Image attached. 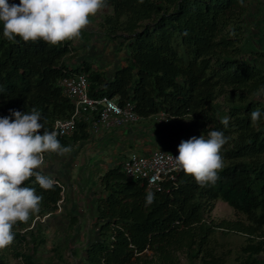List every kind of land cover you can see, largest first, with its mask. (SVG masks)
Listing matches in <instances>:
<instances>
[{"label": "trees", "instance_id": "obj_1", "mask_svg": "<svg viewBox=\"0 0 264 264\" xmlns=\"http://www.w3.org/2000/svg\"><path fill=\"white\" fill-rule=\"evenodd\" d=\"M252 7L251 0H107L104 33L128 49L126 65L112 78L88 61L73 67L78 50L73 40L59 45L25 43L19 37L9 41L0 22V116L10 115L9 109L36 108L52 130L75 108L61 80L85 73L93 97L132 101L141 118L160 112L172 120L190 118L205 136L220 130L229 137L215 184L202 187L180 170L174 182L154 191L148 206L142 181L129 178L122 162L108 167L96 199L98 237L72 249L73 262L57 244L56 259L47 264H181L182 255L191 264H229V253L217 249L218 230L248 237L237 262L264 264V115L256 123L250 115L256 109L264 113V51L242 47L259 26ZM91 136L89 122L82 119L72 135L58 139L73 151ZM55 180L51 190L42 189L35 177L25 182L43 199L26 223L14 225L15 239L0 249V264L44 263L40 250L47 235L40 219L58 211L66 192V185ZM219 199L245 219L208 220ZM69 216L74 219L69 228L78 226L79 216Z\"/></svg>", "mask_w": 264, "mask_h": 264}, {"label": "clouds", "instance_id": "obj_2", "mask_svg": "<svg viewBox=\"0 0 264 264\" xmlns=\"http://www.w3.org/2000/svg\"><path fill=\"white\" fill-rule=\"evenodd\" d=\"M106 4L107 0H19L18 4L0 0L3 36L9 41L19 37L25 43L42 40L59 45L80 38L91 24L90 17ZM9 113L0 116V249L13 243L17 222L26 223L32 213L39 211L43 197L35 188L25 186V182L35 177L44 190L53 189L57 183L42 170L44 154L65 156L72 151L71 146L62 145L58 139L59 126L47 129L41 122L42 113L36 108L30 112L9 109ZM250 115L256 123L264 113L256 109ZM221 123L226 128L229 119L225 117ZM228 141L229 137L220 130L182 140L175 156L176 164L200 186L215 184L225 166L222 149ZM154 200L155 193L147 191L146 206Z\"/></svg>", "mask_w": 264, "mask_h": 264}, {"label": "rangeland", "instance_id": "obj_3", "mask_svg": "<svg viewBox=\"0 0 264 264\" xmlns=\"http://www.w3.org/2000/svg\"><path fill=\"white\" fill-rule=\"evenodd\" d=\"M254 4H256V2H254ZM257 7V5H255L254 8L252 7L253 13L257 11ZM103 11L100 15L96 14L90 17L91 24L88 27H91V29L88 30L87 27L83 30L81 37L78 39L84 38L86 41H89L90 44L104 45L103 52L106 55L102 53H93L94 50L90 51V47L86 48L83 44H76L78 39H74V46H76L78 50L76 52L77 58L71 61L73 67H77L86 61L93 63L95 67H100L102 62H110L113 60L114 52L119 56L128 53L126 46L121 47L116 41L109 40L108 35L104 33L105 30L102 26V21H99L100 17H103ZM242 47L248 51L249 49L257 50L258 46L255 42L246 40ZM83 48L86 52L83 51ZM106 49L109 50L107 53ZM119 58H121V61L125 60V58ZM119 131H123V133L121 134ZM202 134L203 132L196 125L191 123L190 118H184L180 121L170 119L168 122H160L156 117L141 118L132 125L104 129L99 134H92L88 141L75 145L73 151L65 156H60L51 152L45 153L42 170L47 173L54 170L52 173L57 174H59V171H63L61 175L65 174L66 181L71 180L72 184L68 182L70 187L69 194L72 196L74 190L77 193L78 200L76 199V203H74L80 208L78 210L80 214L77 213L76 215L81 218L83 223L72 227V229L69 228L70 225L57 224V227L59 226L57 228V234L61 233L62 235L50 240L52 232L56 228L55 222L59 220L55 218V216L66 217V215H64L65 210L63 205L61 204L63 208L60 212L58 211L57 215L49 214L40 219V222L46 227L44 232L47 235L46 246L44 245L40 250V253L43 255V264H47L50 258L56 259L54 256L57 257V255L52 249L53 246L55 247L60 243L62 246L67 243L65 259L68 262H73L74 259L71 253V249L73 248L71 245L74 243L76 244V242H72L70 235L74 237L78 228L88 233L94 232L95 227L93 223H95V221L91 222L90 219L95 220L93 210H95L97 204L96 199L99 198L97 197L98 194L100 195L103 192L100 176L108 167L122 162L124 157L132 152L143 154L144 152L141 148L144 146L151 145L152 151L156 149H165L163 144L165 142L170 140L176 141V139H178L180 144L182 140H187L192 136L199 137ZM167 138L170 139L167 141ZM66 189H68L67 186ZM91 197L94 199L92 198L91 200ZM69 208H72V206H69ZM207 219L215 221H221L223 219L236 220L245 219V216L236 212V210L224 200L219 199L216 201L213 211L207 214ZM65 234L70 235L65 236ZM214 237L218 252L220 254L223 252L229 253V256L227 255L228 263L240 264L237 262L236 258L241 255V246L248 242V237L237 232L229 231L225 233L221 230L216 231ZM182 260L183 262H181V264H191L188 262L189 260L185 255H182ZM195 264L199 263L195 262Z\"/></svg>", "mask_w": 264, "mask_h": 264}, {"label": "built area", "instance_id": "obj_4", "mask_svg": "<svg viewBox=\"0 0 264 264\" xmlns=\"http://www.w3.org/2000/svg\"><path fill=\"white\" fill-rule=\"evenodd\" d=\"M60 84L65 95L74 102L75 108L70 118L55 121L53 129L58 125L56 130L61 133L58 138L72 135L78 121L82 119L89 122V130L93 135L104 129L132 125L141 119L132 101L121 103L118 98L91 96L89 78L85 73L64 77ZM155 117L160 122L170 120L165 112ZM178 154V149H156L143 154L132 152L123 159L122 170L129 178L142 181L148 191H160L164 182H174L177 178L180 169L175 156Z\"/></svg>", "mask_w": 264, "mask_h": 264}, {"label": "crops", "instance_id": "obj_5", "mask_svg": "<svg viewBox=\"0 0 264 264\" xmlns=\"http://www.w3.org/2000/svg\"><path fill=\"white\" fill-rule=\"evenodd\" d=\"M253 6L257 5V11L255 13H253V16L257 18V24H259V26L253 30V33H251V41L255 42L256 45L258 46L257 47V50H260V51H264V0H251ZM254 2H256V4H254ZM102 11L101 10L100 12H98L97 14L100 15L102 14ZM253 17V18H254ZM99 21H102V17H100ZM91 27H88V30H90ZM84 38H81V39H78L76 41V44H83L86 48L90 47L91 50H94L93 53H102L103 55H106L103 50H104V45H98V44H90L89 41H86L85 39L83 40ZM75 42L73 41V44ZM75 44V45H76ZM83 46V47H84ZM107 46V45H106ZM105 46V47H106ZM79 48V47H78ZM83 51L86 52V50L83 48ZM109 50L106 49V53L108 52ZM113 60L112 61H104L101 63L100 65V68L106 72V74L108 75V77H111L114 75L115 71L117 70V68L122 64L123 65H126V61L122 60L121 61V58L119 57H122V58H125L126 57V54H121V56L117 55L115 52L113 53ZM77 56L74 58L76 59ZM73 59V60H74ZM262 63L264 64V60H262ZM95 67V66H94ZM119 133H123V131H119ZM170 138H167L166 140L168 141ZM173 139H176V138H173ZM164 144V148L165 149H169V150H177L178 149V145H179V142H178V139H176V141L174 140H170L168 142H165L163 143ZM152 146L149 145V146H144L142 147L141 149H143V152L144 153H147V152H151L152 151ZM127 156V155H126ZM125 156V157H126ZM124 157V158H125ZM54 172V170H51L48 172V174H51L54 178H57L59 180H61L67 187L68 189H66V192L64 193V198L61 202V204L63 205L64 207V210H65V214L66 217H63V216H55V218L59 219L55 222V229L54 231L52 232V235H51V239H54V238H58V236L60 237V235H62L61 233H58L57 234V224H67L68 226L71 224V222L74 220H72L71 216H69V213L72 211L73 213L77 214L79 213L78 210L80 208H78V205H76L75 203V200L77 198V193L75 192V190L72 192V196H70V190H69V183H71V180L69 181H66V176L65 174L64 175H61V173H63V171H59V174L57 173H52ZM68 172V171H67ZM69 178V176H68ZM72 184V183H71ZM95 193V191H94ZM100 195L98 194L97 197H99ZM93 197H91V200H92ZM94 199V198H93ZM75 202V203H74ZM62 205H60L58 211L60 212L62 210ZM69 206H72V208H69ZM77 208V209H76ZM69 209V210H68ZM76 210V211H75ZM58 211L54 214V215H57L58 214ZM93 213L95 214V210H93ZM80 214V213H79ZM91 222H94L96 221V217H95V220H92L90 219ZM83 223V221L81 220V218H79V223L78 224H81ZM94 224V223H93ZM44 229L46 228L45 225H43ZM46 234V233H45ZM70 234H65V236H68ZM64 236V238H65ZM71 239H72V242H76V244L74 243L73 245H71V247L74 249V248H81L83 246H85L88 242H91L94 238L98 237L97 233L95 232H90L88 233L87 231H83L81 230L80 228L77 229V232L75 234V236L73 237L72 235H70ZM59 240V239H58ZM66 242V240H65ZM46 246V245H45ZM67 246V243L64 244V247L65 249ZM54 248V246H53ZM42 249V248H41ZM44 249V248H43ZM71 253H72V249H71ZM73 257V255H72ZM183 262V260H182ZM189 262V261H188ZM198 262V261H197ZM199 263V262H198ZM195 264V263H193ZM200 264V263H199Z\"/></svg>", "mask_w": 264, "mask_h": 264}]
</instances>
